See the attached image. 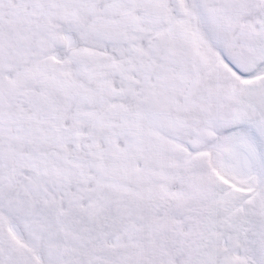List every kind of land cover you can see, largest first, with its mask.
I'll return each instance as SVG.
<instances>
[{
	"label": "snow or ice",
	"instance_id": "6c2138e0",
	"mask_svg": "<svg viewBox=\"0 0 264 264\" xmlns=\"http://www.w3.org/2000/svg\"><path fill=\"white\" fill-rule=\"evenodd\" d=\"M0 264H264V0H0Z\"/></svg>",
	"mask_w": 264,
	"mask_h": 264
}]
</instances>
